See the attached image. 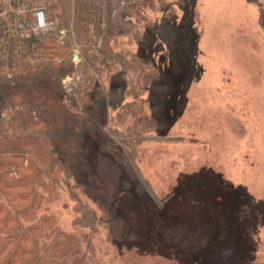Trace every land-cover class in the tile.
I'll list each match as a JSON object with an SVG mask.
<instances>
[{
    "label": "rangeland",
    "instance_id": "1",
    "mask_svg": "<svg viewBox=\"0 0 264 264\" xmlns=\"http://www.w3.org/2000/svg\"><path fill=\"white\" fill-rule=\"evenodd\" d=\"M38 7L53 28L21 33ZM0 76L25 101L5 121L62 142L52 122L33 126L48 112L34 98L44 82L82 123L87 184L63 169L57 189H38L78 245L50 264H264V0H12ZM0 139L55 176L38 148ZM187 177L188 193L167 203Z\"/></svg>",
    "mask_w": 264,
    "mask_h": 264
},
{
    "label": "trees",
    "instance_id": "2",
    "mask_svg": "<svg viewBox=\"0 0 264 264\" xmlns=\"http://www.w3.org/2000/svg\"><path fill=\"white\" fill-rule=\"evenodd\" d=\"M34 42L40 43L36 40L32 41V44ZM50 42L54 43V40H45L42 47L45 44H50ZM18 54L21 53L12 51L11 60L13 61ZM21 71L19 75H23L25 72L24 69ZM13 75L17 77L18 74L14 73ZM10 81V78H6V76H0V138L12 139L15 146L21 151L38 148V152L42 154L45 162L47 164L48 162L53 163L50 174H55V176H50L48 177L49 180L44 181L42 178L44 172L39 166L30 163L27 159L17 162L20 157L18 152L4 149L7 145L5 141L0 139V264H42L40 263L42 260L45 263L48 260L50 264L57 255L76 252L78 245L72 234L62 229L54 215L48 212V206L43 204V199L45 202L52 200V194L43 198L38 189L47 187L52 193L54 188L57 189L59 183L57 174L63 169L69 170L68 177L72 176L76 183L87 184L78 178L81 174L78 168V160L81 157L79 153L83 141L77 130L82 126V123L75 121L76 115L66 104L60 105L61 97L59 94L56 95L54 89L45 85L44 82L43 86H34L36 92L34 98L37 100V106H45L48 112L45 119L38 121L33 126L38 127L39 124L45 123L48 127L52 122L53 129L55 127L62 142L58 140V136L55 134V136L49 134L48 141L42 142L39 140L38 134L34 133L32 129H26L27 124H16V119L5 121L3 117L5 108L9 109L16 105L21 107L25 102L18 82L16 81V85H13ZM55 88L57 89V87ZM40 95L47 96L40 98ZM63 115L67 118L69 116L70 121L65 120ZM88 163L92 173L97 174L99 171L106 174L104 167H98L95 161ZM86 171L89 169L84 170V172ZM36 173H38L37 177ZM190 178L187 177L178 182V185L167 196V203L176 199L180 193H188L187 185ZM103 184L102 188L106 195L110 194L112 192V180L106 176ZM163 209L164 206L159 208V214L165 213V209Z\"/></svg>",
    "mask_w": 264,
    "mask_h": 264
},
{
    "label": "built area",
    "instance_id": "3",
    "mask_svg": "<svg viewBox=\"0 0 264 264\" xmlns=\"http://www.w3.org/2000/svg\"><path fill=\"white\" fill-rule=\"evenodd\" d=\"M11 1L12 0H0V15L3 14L4 7L11 4ZM26 28L35 33L53 28V23L48 19L47 11L44 7L34 9L29 19H25L18 24V29L21 33H23Z\"/></svg>",
    "mask_w": 264,
    "mask_h": 264
},
{
    "label": "crops",
    "instance_id": "4",
    "mask_svg": "<svg viewBox=\"0 0 264 264\" xmlns=\"http://www.w3.org/2000/svg\"><path fill=\"white\" fill-rule=\"evenodd\" d=\"M250 2V1H249Z\"/></svg>",
    "mask_w": 264,
    "mask_h": 264
}]
</instances>
